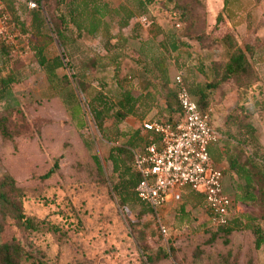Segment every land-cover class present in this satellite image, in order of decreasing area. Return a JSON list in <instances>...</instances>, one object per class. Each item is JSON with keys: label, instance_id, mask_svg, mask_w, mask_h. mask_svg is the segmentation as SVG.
I'll use <instances>...</instances> for the list:
<instances>
[{"label": "rangeland", "instance_id": "obj_1", "mask_svg": "<svg viewBox=\"0 0 264 264\" xmlns=\"http://www.w3.org/2000/svg\"><path fill=\"white\" fill-rule=\"evenodd\" d=\"M15 1L18 7L25 6L23 0ZM100 1L112 9L121 5L134 9L131 0ZM192 2L196 26L202 28L205 35L220 41L224 35L230 34L239 46L247 44L250 47L248 57L258 81L242 96L246 101L245 107L252 111L250 123L256 129L259 153L264 157V0H227L226 5L223 0ZM172 5L168 0H158L157 7L152 10L156 28L149 31L138 27L137 17L124 28H119L118 18L114 15L105 17L114 37L110 41L112 45L119 43L121 36L128 39L126 52L130 59L121 62V77L131 76L140 68L135 60H147L157 55V45L163 39L153 35L157 27L165 33L182 35L186 25L175 28L168 11ZM223 7L221 20L217 21L216 17ZM20 20L26 25L29 23L26 13L20 14ZM47 24L50 30L49 21ZM189 34L185 41L189 45L190 57H182L176 64V71L184 73L188 89L196 86L195 81L204 86L208 79L203 73L204 68L205 74H209V64L225 61L228 55L226 46L215 42L211 47L202 49L196 36ZM49 36L52 41L45 51L47 59L64 55L51 30ZM139 39L144 42L142 47ZM105 42L101 36H83L80 40L82 49H90L101 56L106 55ZM76 54L77 62L85 57ZM201 56L204 61L197 72V58ZM192 61H195L193 65ZM73 72L76 70L59 68L56 72L59 80L51 84L35 59L22 61L0 51V77L13 73L16 82L11 85L14 100L10 102L19 110L13 116L19 127V138L7 145L1 144L0 140V181L6 175L16 181L21 189L23 214L34 224V228L27 231L9 219L0 242L13 237L22 239L26 252L22 264H145V251L152 253L160 248L166 249L171 243H186L188 236L203 235L206 226L202 222L205 215L203 200L201 197L191 199L189 194L193 192L188 189L183 191L185 195L181 202L172 205L169 212L160 218L167 231L166 236H161L157 219L142 204L128 200L123 206L119 205L112 190L117 175L112 172L109 153L112 147L127 141L128 134L137 129V120L128 117L117 123L112 110L104 120L103 130H99L88 104L100 91L108 96L112 104L118 99L120 89L114 81L113 70L101 67L97 72L86 71L84 82L88 88L84 93L79 90ZM132 92L135 96L139 95L135 88ZM67 95L71 98L74 95L80 106L85 124L83 129H77L70 118ZM194 99L202 110L210 111L211 124L218 131L217 124L224 123L226 115L239 104V93L233 84L227 83L216 90L206 91L203 102ZM148 107L146 101L138 104L137 115H142ZM152 108L144 121H173L172 113H160L158 107ZM229 130L231 134L235 133L234 127ZM92 157L98 159V166L93 163ZM55 161L59 169L50 179L41 180L39 177L52 169ZM223 185L228 195L227 177H224ZM239 212L258 215V210L243 206H235L232 215ZM257 223L264 230V221ZM211 251L217 253L222 248L216 247ZM234 256L231 264H248L249 256L253 264H264V244L253 254L248 250L245 237L240 234L233 250Z\"/></svg>", "mask_w": 264, "mask_h": 264}, {"label": "trees", "instance_id": "obj_2", "mask_svg": "<svg viewBox=\"0 0 264 264\" xmlns=\"http://www.w3.org/2000/svg\"><path fill=\"white\" fill-rule=\"evenodd\" d=\"M23 1L25 6L20 8L16 6L15 0H2L5 10L10 13L19 33L28 41L33 53L32 59H35L51 84H56L59 80L57 70L68 67L73 71L76 70L75 73L73 72L75 82L79 90L84 93L88 88L87 83L84 82L86 71L97 72L101 67L103 70L107 67L112 68L114 81L120 89L118 99L112 104L108 96L100 91L88 104L93 119L101 131L104 120L108 118L112 110H114L112 116L117 123L128 117L143 120L151 107L155 106L161 98L165 101L169 113L180 112L175 88L171 87L168 76V61L172 59L176 65L182 57H190L189 45L185 41L189 33L196 36L198 45L202 49L211 47L214 42L223 47L226 46L228 50L226 60L212 61L207 67L209 74H205V67L203 73L208 78L205 85L189 88V92L203 102L206 99V91L216 90L227 83L236 87L239 93V104L226 115L222 128L223 136L231 139L234 145L226 157L227 168L221 171L223 179L227 177L229 181L228 196L233 207L242 204L258 210V215L236 213L226 225L215 230L205 227L203 235L188 236L189 240L186 243L177 245L171 243L166 249L160 248L152 253H146L143 249L144 258L145 264H231L235 259L233 250L238 244L240 234L245 237L248 250L253 254L257 252L264 244V230L257 223L259 220L264 221V157L259 153L260 142L256 136V129L250 123L252 111L245 107L246 101L242 96L243 92L258 81L257 73L248 57L250 47L247 44L244 47L239 46L230 34L224 35L220 41H214L209 35L204 34L202 28L196 26L195 7L192 0H168L169 3H173L172 8L167 9L175 28L177 24L180 25L179 28L182 24L186 25L182 35L164 34V39L158 44L157 55L148 60H135L137 65L140 64V68L130 73L131 76L121 77V62L130 59V55L126 52L128 39L121 36L119 43L112 45L110 41L114 37L110 33V26L105 17L111 18L114 15L118 18L119 28H124L134 17L143 14L152 15V10L157 7L158 0H131L134 4L133 10L124 5L112 9L100 0H32L36 7L28 9L27 1L31 0ZM223 2L226 5L227 0ZM223 10L224 7L216 17L217 21L221 20ZM19 12L20 14L26 13L29 17L28 25L20 20ZM48 21L51 26L50 30L55 34L57 43L64 51L62 56L67 60L65 64L61 56L52 59H47L45 56L46 48L52 41L49 36ZM83 36H101L105 39L106 55L101 56L90 49H82L80 40ZM143 45L144 42L140 40V46ZM0 51L17 59L8 46L0 44ZM76 53L85 55V57L77 62ZM90 54L92 55L89 56ZM14 82L16 79L13 73L0 77V140L1 144L6 145L13 144V141L19 138V127L13 121V116L19 110L10 102L13 99L11 85ZM134 88L139 95L133 94ZM66 100L70 103L69 113L74 126L77 129H83L85 124L74 95L72 98L67 95ZM144 101L149 107L147 111L138 116L137 106L140 103L143 104ZM231 127L235 128L234 134L230 133ZM128 136L123 145L112 147L109 153L112 172L117 175V181L113 183L112 190L119 205L123 206L128 200H133L151 212L148 206L139 201L136 194L139 177L133 168L131 149L137 148L141 143L139 130L136 129ZM92 161L97 166L99 165L96 157H92ZM57 169L59 167L55 161L53 168L39 178L48 180ZM21 198L20 187L11 176L6 175L0 181V236L4 234L9 219L17 222L23 230L28 231L34 228L33 221L23 214ZM22 243V239L15 237L0 242V264H22L26 258ZM216 247L222 248V251L212 252L211 250ZM247 261L248 264H253L250 256Z\"/></svg>", "mask_w": 264, "mask_h": 264}, {"label": "built area", "instance_id": "obj_3", "mask_svg": "<svg viewBox=\"0 0 264 264\" xmlns=\"http://www.w3.org/2000/svg\"><path fill=\"white\" fill-rule=\"evenodd\" d=\"M36 4L27 1V8ZM138 26L149 31L155 25L152 15L136 18ZM180 25L177 24L176 28ZM0 44L12 49L17 59H32L28 41L19 33L10 13L0 0ZM63 63L66 59L61 55ZM180 118L176 122L146 121L142 130L158 138L141 149H133V168L139 177L136 194L151 209L159 223V233L166 236L161 210L169 200L181 201V191L189 188L203 197V209L210 230L226 225L232 218L233 204L223 190V174L209 154L220 134L211 124V113L202 110L192 97L182 73L173 79Z\"/></svg>", "mask_w": 264, "mask_h": 264}, {"label": "crops", "instance_id": "obj_4", "mask_svg": "<svg viewBox=\"0 0 264 264\" xmlns=\"http://www.w3.org/2000/svg\"><path fill=\"white\" fill-rule=\"evenodd\" d=\"M139 27V26H138ZM140 28V27H139ZM153 28H156V26L154 25ZM152 28V29H153ZM141 29V28H140ZM142 30V29H141ZM143 31V30H142ZM164 34H166L164 31H162V29L158 28L157 27V31L153 34L155 35V38H157L158 36H162V38L164 39ZM162 39V40H163ZM161 40V41H162ZM157 50H159L158 48V45H157ZM149 59V58H148ZM147 59V60H148ZM203 58L202 56L201 57H198L197 58V62H198V66L195 68L197 69V72L199 70V67H201L202 65V62H203ZM174 63L173 60H169L168 61V76H169V80H170V83H171V87H174V84H173V79L175 77V75L179 72L176 71V65H170V63ZM195 61H192L191 65H193ZM192 69H194V67H191ZM183 74V73H182ZM184 75V74H183ZM193 85V84H192ZM194 85H198L200 87H202L203 85L200 84L199 85V82L198 81H195V84ZM193 96V95H192ZM194 97V96H193ZM196 98V97H194ZM160 102L158 103V106H153L152 109H157L156 107L159 108V112L161 113L162 111H165L167 112L168 114H171L172 113V117H173V121L172 122H176L179 120L180 118V112L178 111H172V112H168L167 109H166V104H165V101L161 98L159 100ZM148 116V115H147ZM135 119L137 120L136 121V124H137V129L139 130V136H140V140H141V143L139 144V146L137 148H133V149H141L143 148L145 145L151 143L152 141L156 140L158 137L156 135H154L153 133H150V132H145L142 130V123L146 122L144 120H141L137 117H135ZM155 119H151L149 121H154ZM155 121H161V120H155ZM218 128V132L220 134V139L217 141V143H214L212 144L210 147H209V154L212 158V160L215 162L216 166L221 169V170H225L227 168V161H226V157L227 155L230 153V148L234 145V142L231 140V139H227L225 136H223V131L221 130V128L223 127V123H219L217 124ZM140 127V129H139ZM262 144V143H261ZM131 149V151L133 150ZM185 189H188L190 190L189 188H185ZM183 189L181 191V200H182V197L183 195H185L183 193V191L185 190ZM191 192H193L192 190H190ZM190 198L191 199H196L198 197H201V199L203 200V197L195 192H193V194H189ZM181 202V201H180ZM180 202H175L173 200H169L166 205L164 206V208L161 210V216H165V214H167V212H169L170 208L172 205L174 204H177V203H180ZM203 204H204V200H203ZM239 206H243V207H246L242 204H237V207ZM246 208H249V207H246ZM204 211V209H203ZM204 217L202 218V222L206 225L205 227L208 226V216L207 214L205 213L204 211Z\"/></svg>", "mask_w": 264, "mask_h": 264}]
</instances>
